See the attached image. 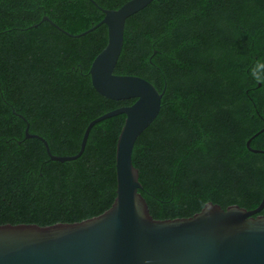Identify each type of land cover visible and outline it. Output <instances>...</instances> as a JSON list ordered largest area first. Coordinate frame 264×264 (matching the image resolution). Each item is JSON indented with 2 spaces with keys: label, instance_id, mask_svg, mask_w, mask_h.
<instances>
[{
  "label": "trees",
  "instance_id": "1",
  "mask_svg": "<svg viewBox=\"0 0 264 264\" xmlns=\"http://www.w3.org/2000/svg\"><path fill=\"white\" fill-rule=\"evenodd\" d=\"M117 9L128 0H93ZM90 0H0V224L76 222L115 197L118 114L88 70L107 40ZM47 16L49 20H42ZM71 35L65 34L52 23ZM115 74L159 92V112L136 138L132 163L155 219L189 217L208 201L258 206L264 153L246 140L264 127V0H152L125 20ZM21 115L22 117H20ZM250 146L264 149V131ZM264 214V208L260 212Z\"/></svg>",
  "mask_w": 264,
  "mask_h": 264
},
{
  "label": "water",
  "instance_id": "2",
  "mask_svg": "<svg viewBox=\"0 0 264 264\" xmlns=\"http://www.w3.org/2000/svg\"><path fill=\"white\" fill-rule=\"evenodd\" d=\"M152 0H128L117 9H103L102 19L84 35L104 24L107 40L93 58L88 74L94 90L112 100L134 99L92 119L85 127L76 154L53 155L44 138L28 132L25 138L40 140L51 160L78 158L91 127L106 118L124 114L115 145V197L102 213L76 222L0 224V264H264V191L253 209L237 204L222 208L208 201L189 217L155 219L141 195L139 171L132 163L136 138L157 116L164 88L159 92L146 79L113 72L120 55L125 20ZM42 20H49L43 16ZM22 117L21 115H19ZM253 153L264 149L250 146Z\"/></svg>",
  "mask_w": 264,
  "mask_h": 264
}]
</instances>
